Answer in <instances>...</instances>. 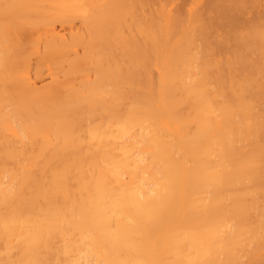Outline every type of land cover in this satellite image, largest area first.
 <instances>
[{
  "label": "bare ground",
  "instance_id": "6f19581e",
  "mask_svg": "<svg viewBox=\"0 0 264 264\" xmlns=\"http://www.w3.org/2000/svg\"><path fill=\"white\" fill-rule=\"evenodd\" d=\"M179 1L0 0V264H264V0Z\"/></svg>",
  "mask_w": 264,
  "mask_h": 264
},
{
  "label": "rangeland",
  "instance_id": "374dc122",
  "mask_svg": "<svg viewBox=\"0 0 264 264\" xmlns=\"http://www.w3.org/2000/svg\"><path fill=\"white\" fill-rule=\"evenodd\" d=\"M178 1H179V0H177V3H178ZM180 2H181V1H179V3H180Z\"/></svg>",
  "mask_w": 264,
  "mask_h": 264
}]
</instances>
